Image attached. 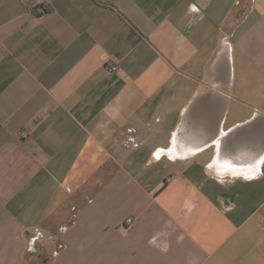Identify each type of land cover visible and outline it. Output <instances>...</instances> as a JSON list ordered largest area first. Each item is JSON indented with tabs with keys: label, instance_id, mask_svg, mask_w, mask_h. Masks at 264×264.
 I'll return each instance as SVG.
<instances>
[{
	"label": "crops",
	"instance_id": "crops-1",
	"mask_svg": "<svg viewBox=\"0 0 264 264\" xmlns=\"http://www.w3.org/2000/svg\"><path fill=\"white\" fill-rule=\"evenodd\" d=\"M99 1L0 0V264H264V0Z\"/></svg>",
	"mask_w": 264,
	"mask_h": 264
},
{
	"label": "rangeland",
	"instance_id": "rangeland-1",
	"mask_svg": "<svg viewBox=\"0 0 264 264\" xmlns=\"http://www.w3.org/2000/svg\"><path fill=\"white\" fill-rule=\"evenodd\" d=\"M107 168L108 169L102 170L99 173L98 178L91 179L90 182L88 183V185L80 186V188L78 189V192H76L75 196H70V198H68V200H66L63 203V205L61 207L63 209H65V208L68 209L69 219L72 218V213H74V208L78 207L83 202L84 198L89 196L92 193V191L97 187L98 183L104 179V176L106 175V173H104V172L108 171L110 169V166H107ZM97 175L98 174L96 173V177H97Z\"/></svg>",
	"mask_w": 264,
	"mask_h": 264
},
{
	"label": "built area",
	"instance_id": "built-area-1",
	"mask_svg": "<svg viewBox=\"0 0 264 264\" xmlns=\"http://www.w3.org/2000/svg\"><path fill=\"white\" fill-rule=\"evenodd\" d=\"M109 69H110L111 71H116V70H117V67L114 66V65H111V66L109 67ZM21 136H22V137H26V136H28V133H27L26 131H22V132H21ZM132 224H133V219H132L131 217H126V218L121 222L120 227L126 230V229L130 228V227L132 226Z\"/></svg>",
	"mask_w": 264,
	"mask_h": 264
},
{
	"label": "trees",
	"instance_id": "trees-1",
	"mask_svg": "<svg viewBox=\"0 0 264 264\" xmlns=\"http://www.w3.org/2000/svg\"><path fill=\"white\" fill-rule=\"evenodd\" d=\"M94 1H96V2H98V3L100 2L99 0H94ZM48 234H49V233H48ZM50 235H51L52 238L55 237V235H53V234H51V233H50Z\"/></svg>",
	"mask_w": 264,
	"mask_h": 264
}]
</instances>
